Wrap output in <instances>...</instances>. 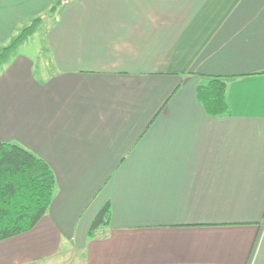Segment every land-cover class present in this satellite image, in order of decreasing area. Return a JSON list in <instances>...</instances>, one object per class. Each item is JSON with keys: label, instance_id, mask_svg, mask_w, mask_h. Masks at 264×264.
<instances>
[{"label": "crops", "instance_id": "crops-1", "mask_svg": "<svg viewBox=\"0 0 264 264\" xmlns=\"http://www.w3.org/2000/svg\"><path fill=\"white\" fill-rule=\"evenodd\" d=\"M56 1L0 0V50ZM42 29L46 65L30 36L0 62V140L55 187L0 264H264V0H62Z\"/></svg>", "mask_w": 264, "mask_h": 264}, {"label": "trees", "instance_id": "trees-1", "mask_svg": "<svg viewBox=\"0 0 264 264\" xmlns=\"http://www.w3.org/2000/svg\"><path fill=\"white\" fill-rule=\"evenodd\" d=\"M61 4L62 0H57L48 11L55 12ZM40 20V16L31 18L29 25L20 28L12 41L1 48L0 62L34 32ZM225 88V81L216 76L197 86V98L209 116L229 112ZM54 187V173L44 160L18 144L0 140V241L33 228L45 214ZM108 212L107 206L99 211L91 224L89 236Z\"/></svg>", "mask_w": 264, "mask_h": 264}, {"label": "rangeland", "instance_id": "rangeland-1", "mask_svg": "<svg viewBox=\"0 0 264 264\" xmlns=\"http://www.w3.org/2000/svg\"><path fill=\"white\" fill-rule=\"evenodd\" d=\"M53 13L54 12L47 11V13H45L44 16H40V19H41L40 23L35 27L34 32L31 35H29L30 37L29 39L27 38L26 43H24V45L20 47L21 52L30 54L31 56L34 57V59L39 64H45L48 59L47 57L48 54H46V52L43 49H41L43 45V29L42 28H44L48 16L52 15ZM29 23L30 21H27V23L22 24L21 27L24 26L25 24L29 25Z\"/></svg>", "mask_w": 264, "mask_h": 264}]
</instances>
